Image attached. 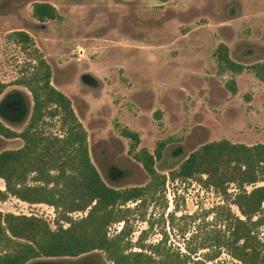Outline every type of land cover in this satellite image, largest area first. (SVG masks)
<instances>
[{"label": "rangeland", "instance_id": "obj_1", "mask_svg": "<svg viewBox=\"0 0 264 264\" xmlns=\"http://www.w3.org/2000/svg\"><path fill=\"white\" fill-rule=\"evenodd\" d=\"M37 1L53 4L59 16L39 22L32 15ZM15 30L29 34L31 47L23 49L8 37ZM219 44L245 66L264 61V0H0V98L17 89L32 99L28 88L15 80L31 70L35 48L50 64L51 84L73 94V110L87 132L91 161L105 182L118 187L145 183L149 175L134 154L141 147L153 152L159 141H165L156 168L167 175L166 206L159 196L130 214L129 225L135 239L149 228L141 220L145 215L153 222L145 242H156L165 231L173 244L183 246L182 233L189 235L199 220L212 222L213 208L224 201L212 187L195 179L171 180L168 171L208 141L264 143V81L250 69L239 74L221 71ZM83 70L99 78L97 89L73 90ZM230 80L235 93L227 85ZM28 120L3 123L18 132ZM41 127L46 133L63 134L61 114L44 118ZM124 128L137 133L135 149L122 134ZM0 138V150L22 145L19 137ZM113 165L124 172H109ZM0 189H5L2 178ZM234 190L231 184L229 192ZM230 206L240 215L235 205ZM0 211L34 214L56 226V211L45 203L8 196L0 200ZM121 224L112 225L110 233ZM41 260L42 264H112L99 250Z\"/></svg>", "mask_w": 264, "mask_h": 264}, {"label": "trees", "instance_id": "obj_2", "mask_svg": "<svg viewBox=\"0 0 264 264\" xmlns=\"http://www.w3.org/2000/svg\"><path fill=\"white\" fill-rule=\"evenodd\" d=\"M32 15L39 22L59 16L56 7L45 1L33 3ZM8 37L23 49L32 45L24 30L12 31ZM216 51L221 71L239 74L250 69L264 81V61L245 66L229 56L224 44ZM32 55L35 63L31 70L15 80L31 93L29 120L18 132L0 120V137L22 140L18 148L0 150V178L5 183L0 200L14 196L28 203L51 205L56 211V226L52 228L46 219L34 214L0 211V264H42L41 258H75L95 250L103 252L112 264H264V184L257 185L264 182V143L220 139L189 152L177 168L168 171L169 178L195 179L222 195L224 202L213 208L212 222L199 220L189 235L182 233L183 246H177L165 231L156 242H145L153 222L142 215L149 228L134 239L130 214L159 196L165 199L167 175L156 168L165 141H159L153 152L141 147L134 154L149 175L145 183L108 184L91 161L87 132L68 97L51 84L50 64L35 48ZM227 85L235 93L234 80ZM2 90L3 85L0 93ZM53 105H59L60 111ZM58 112L64 133H46L41 127L43 119ZM122 134L131 139V149H135L137 133L124 128ZM2 142L0 138V146ZM114 169L124 172L115 165L109 172ZM231 184L235 190L229 192ZM131 202L133 207L128 205ZM230 205H235L240 215ZM73 212L84 214L72 218ZM170 219L169 224L172 213ZM118 223L121 227L110 233L111 226ZM223 254L228 258H222Z\"/></svg>", "mask_w": 264, "mask_h": 264}, {"label": "flooded vegetation", "instance_id": "obj_3", "mask_svg": "<svg viewBox=\"0 0 264 264\" xmlns=\"http://www.w3.org/2000/svg\"><path fill=\"white\" fill-rule=\"evenodd\" d=\"M251 53H252V51H251ZM79 54L82 55V52H80ZM78 60H79V58H78ZM72 70L75 73L76 68L73 66ZM72 79H73V77H72ZM51 83H52V81H51ZM57 84H58V82H57ZM99 85H100V80L97 76H95L90 71L83 70V71L78 72L76 82H74L75 88L73 90H75V89L79 90L81 88H84V90L97 89L99 87ZM56 89H58V88H56ZM59 91H61V90H59ZM61 92L68 97L69 102H70V106L73 110V107H74V105H73L74 102L72 99L73 94H71L72 96H70L63 91H61ZM32 103H33L32 99H30V97L21 90H17V89L13 90L12 89V90L6 91L3 94L2 98H0V120L2 122H5L6 124H9V125L10 124H19V123L24 122L30 116L31 109H32ZM53 107L57 111H60L59 105H53ZM73 112H74V110H73ZM74 114H75V112H74Z\"/></svg>", "mask_w": 264, "mask_h": 264}]
</instances>
